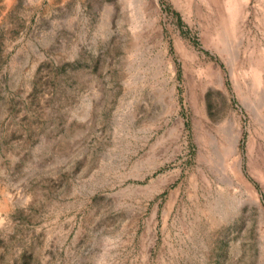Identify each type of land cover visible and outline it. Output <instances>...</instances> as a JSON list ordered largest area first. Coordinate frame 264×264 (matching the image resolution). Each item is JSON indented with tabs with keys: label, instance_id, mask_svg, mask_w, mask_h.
Masks as SVG:
<instances>
[{
	"label": "rangeland",
	"instance_id": "rangeland-1",
	"mask_svg": "<svg viewBox=\"0 0 264 264\" xmlns=\"http://www.w3.org/2000/svg\"><path fill=\"white\" fill-rule=\"evenodd\" d=\"M0 264H264V0H0Z\"/></svg>",
	"mask_w": 264,
	"mask_h": 264
},
{
	"label": "bare ground",
	"instance_id": "bare-ground-1",
	"mask_svg": "<svg viewBox=\"0 0 264 264\" xmlns=\"http://www.w3.org/2000/svg\"><path fill=\"white\" fill-rule=\"evenodd\" d=\"M232 135V134H231ZM230 135V136H231ZM230 138V137H229ZM231 141H230V143H229V146H230V153L231 154H234L235 153V151H236V146H237V143H238V137L237 136H235V135H233L231 138ZM228 142V141H227ZM227 146H228V144H227ZM228 148V150H229V147H227ZM226 153V152H225ZM228 153V152H227ZM235 155V154H234ZM232 157V156H231ZM237 167H238V164H237ZM237 174V173H236ZM240 175V174H239Z\"/></svg>",
	"mask_w": 264,
	"mask_h": 264
}]
</instances>
